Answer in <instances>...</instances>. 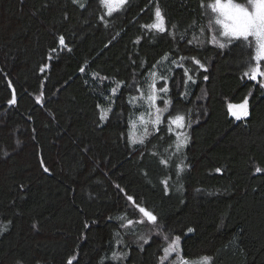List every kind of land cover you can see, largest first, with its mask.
<instances>
[{
  "label": "trees",
  "instance_id": "obj_1",
  "mask_svg": "<svg viewBox=\"0 0 264 264\" xmlns=\"http://www.w3.org/2000/svg\"><path fill=\"white\" fill-rule=\"evenodd\" d=\"M209 1L128 0L106 16L100 0H0V264H160V235L126 225L139 207L187 262L264 264V76L245 75L252 44L211 40ZM149 84L170 104L133 145ZM246 98L237 121L228 106Z\"/></svg>",
  "mask_w": 264,
  "mask_h": 264
},
{
  "label": "snow or ice",
  "instance_id": "obj_2",
  "mask_svg": "<svg viewBox=\"0 0 264 264\" xmlns=\"http://www.w3.org/2000/svg\"><path fill=\"white\" fill-rule=\"evenodd\" d=\"M128 0H100V3L107 10V15L112 16L115 11H119L123 6L127 4ZM73 3H78V0H73ZM119 5V8L117 7ZM81 8L84 7L83 4L80 5ZM211 11L215 14L214 24L219 26L220 31L217 33V36L222 37V42L218 43V47L224 49L226 45L231 44L236 41L245 42L248 45H251L254 42L255 46V60L256 65L251 67L248 72H245V75L248 76L251 80H257L258 77L264 76V72L261 71L260 61H264V0H245V3L234 2V0H215L214 3L210 5ZM155 19L156 23L151 25L153 29L158 32H165V18L162 15L159 8L155 10ZM175 27V26H173ZM251 38V39H250ZM214 41L216 37H213ZM61 45H64V38L61 37L59 40ZM181 59H184L183 57ZM175 63V61L173 62ZM194 63L198 64L201 69H204V65L200 63L199 60H195ZM182 66V65H180ZM206 71V69H204ZM184 75L188 78L189 81H192L193 78L189 75V70L185 69ZM205 80L208 79L207 76L204 77ZM262 88H264V82L260 84ZM149 88L151 90V94L148 95L147 100L149 102L150 107H156L155 101L158 99L156 95L157 91L167 92L168 89L164 85H161L159 90L155 89L154 84H149ZM16 102L15 96L13 95L12 100L9 102L10 104H14ZM170 104V101L165 100V105ZM229 111L231 115L235 118V120L240 121L243 118H247L249 116V107L247 98L239 105H229ZM111 111V108L107 111L102 112L99 119L104 121L107 119L108 112ZM161 109L156 107V116L153 121L154 126H157L162 122L160 116ZM184 117L177 115L172 123H174L178 128L185 126L183 124ZM141 122L145 123V127L143 129L144 137L139 140H131L130 143L135 145L136 143L143 144L144 138L149 134L146 122L143 120V116H141ZM179 141V137H177ZM187 137L185 136V140L183 142L177 143V148L179 149L183 144H186ZM164 163V161H162ZM43 166V164H42ZM43 170L48 172L49 169L44 167ZM219 171V169H217ZM257 172L261 171L260 169H256ZM165 185L167 182H164ZM167 191V187L165 188ZM128 200L132 201L135 204V201L131 196H128ZM139 212L143 214L147 220L153 224L156 223L157 217L153 215L151 212L146 211L144 207H139ZM6 230V226H5ZM193 229L189 228L188 232H192ZM147 243V240L144 241ZM180 245V237L177 236L175 240L172 242L171 248L172 250H178ZM166 254H168V250L166 249ZM177 256L180 264H187V261L183 259V257L177 252ZM123 258L120 254L113 253L112 259L118 260ZM211 257H203L202 264H210ZM68 264H72L71 260L68 261ZM103 264V261H101Z\"/></svg>",
  "mask_w": 264,
  "mask_h": 264
},
{
  "label": "rangeland",
  "instance_id": "obj_3",
  "mask_svg": "<svg viewBox=\"0 0 264 264\" xmlns=\"http://www.w3.org/2000/svg\"><path fill=\"white\" fill-rule=\"evenodd\" d=\"M214 2H215V0H211L208 3H206L204 7L206 9L208 20H209L208 24H209V28H210L211 40L218 44V42H222V37L217 36V33L220 31V29H219V26H216L214 24L215 14L211 11V7H210V5ZM242 3H245V2H242ZM117 7L119 8V5H117ZM103 11H104V15L107 16V14H106L107 10L104 8V6H103ZM156 22L157 21L155 19L151 25L155 24ZM151 25H149V27H150V29H153L151 27ZM153 30H155V29H153ZM213 37H216L215 41H214ZM252 45L254 47V57H255L254 42L252 43ZM254 60H255V58H254ZM255 62H256V60H255ZM156 95L158 96V99L155 101V105H156V107H159L161 109L160 116H161V120L163 121L164 120L163 117H164V115L168 109V105L167 106L165 105V98H164V96L160 95L158 93V91L156 92ZM239 104H241V103H239ZM239 104H231V105H239ZM156 107H150L148 114L143 117L144 122H146V127H147L148 132H150L152 129L157 127V126H154L153 123L151 122L154 120V118L156 116ZM228 111H229V107H228ZM229 115L232 118H234L231 115L230 111H229ZM173 120H174V118L169 119V125L171 126V131L174 132L176 137H179L180 142H183L185 140V136L188 139L187 130L184 127L178 128L174 123H172ZM144 127H145V123L141 122V117H140V119H138V121L136 123H134L131 127V135H132L133 140H139L142 137H144V132H143ZM137 221L138 222H136V223L134 221V222H130L129 224H126V225H128L129 227H133L134 225H137V224L143 225V226L145 225L146 228H143V229L145 230V234L147 236H150V235H157L158 236V235H160V237L165 241L166 249L168 250V254H166V251H165L163 257L161 258V262H159V263L160 264H180L178 256H177V252H179V249L178 250H172V248H171L172 242L175 240V238L163 234L160 229L156 230L155 224L149 222L147 220V218L144 217L143 214L140 212H139V218ZM166 249H164V250H166ZM179 254H180V252H179ZM194 261H196V260H192L190 262L188 261L187 264H190V263L194 264V263H192ZM199 264H202V260L199 262Z\"/></svg>",
  "mask_w": 264,
  "mask_h": 264
}]
</instances>
